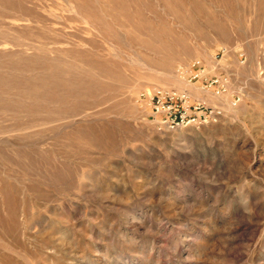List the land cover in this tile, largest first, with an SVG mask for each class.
<instances>
[{
    "label": "rangeland",
    "instance_id": "obj_1",
    "mask_svg": "<svg viewBox=\"0 0 264 264\" xmlns=\"http://www.w3.org/2000/svg\"><path fill=\"white\" fill-rule=\"evenodd\" d=\"M263 41L264 0H0V264H264Z\"/></svg>",
    "mask_w": 264,
    "mask_h": 264
},
{
    "label": "built area",
    "instance_id": "obj_2",
    "mask_svg": "<svg viewBox=\"0 0 264 264\" xmlns=\"http://www.w3.org/2000/svg\"><path fill=\"white\" fill-rule=\"evenodd\" d=\"M226 54V50L221 51V56ZM260 57L264 59V41L260 49ZM191 69L195 73H190L189 82L198 79L202 82V90L210 91L215 96H220L225 91L227 79L224 77H206L204 69H201V64L195 62ZM188 71L180 69L178 74L183 78L187 77ZM139 102L142 106H146L155 119L164 124L171 126L178 125L184 122H194L196 120V112H206L210 116H219L221 111L217 108L207 109L200 103L190 104V95L187 91H179L164 87H157L150 93H143L139 97ZM193 116V117H191Z\"/></svg>",
    "mask_w": 264,
    "mask_h": 264
}]
</instances>
